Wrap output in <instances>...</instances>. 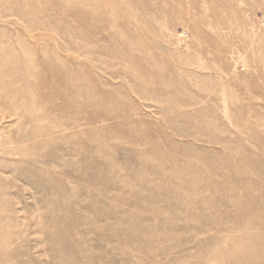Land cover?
Wrapping results in <instances>:
<instances>
[{"label": "rangeland", "instance_id": "374dc122", "mask_svg": "<svg viewBox=\"0 0 264 264\" xmlns=\"http://www.w3.org/2000/svg\"><path fill=\"white\" fill-rule=\"evenodd\" d=\"M0 264H264V0H0Z\"/></svg>", "mask_w": 264, "mask_h": 264}]
</instances>
